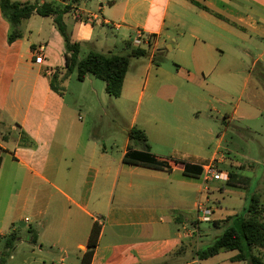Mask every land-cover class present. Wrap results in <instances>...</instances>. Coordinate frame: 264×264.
I'll return each instance as SVG.
<instances>
[{
  "label": "crops",
  "instance_id": "crops-1",
  "mask_svg": "<svg viewBox=\"0 0 264 264\" xmlns=\"http://www.w3.org/2000/svg\"><path fill=\"white\" fill-rule=\"evenodd\" d=\"M14 1L71 5L64 19L72 40L81 44L82 56L91 50L129 52L127 42L143 31L151 39L144 49L151 50L153 58L161 51L160 42L170 23L183 30L178 36L168 35L175 41L171 46L188 50L191 63L200 69V75L193 76L201 84L235 74L226 71L237 68L233 61L224 62L228 51L254 54L253 64L261 65L264 79V49L243 47L245 38H264V0ZM21 29L23 36L11 42V25L0 6V245L11 232L20 233L19 222H26L39 226L50 249L45 251L43 242L38 243L39 231L33 233L36 243L18 236L5 264H10L9 260L11 264H80L95 222L102 230L91 264L199 263L201 259L193 249L189 255L190 246L195 245L197 223L184 214L198 204L194 180L202 176L186 175L185 164L203 166L215 161L228 172L235 166L216 153L200 161L189 151L175 150L169 155L154 151L153 142L175 141L169 132L173 126L154 111L141 122L134 116L120 155L115 156L101 142L98 131L84 123L82 116L77 118L75 105L67 101L63 91L52 87L58 68V80L67 79V45L54 17L34 14ZM187 34L191 38L184 40ZM41 44L46 45V51L39 64L34 52ZM207 69L218 72L210 79ZM92 77L81 82L94 84ZM129 86L126 76L122 95ZM178 86L177 82L165 84L148 77L142 92L149 91L159 101L173 104ZM245 110L237 104L231 114H224V123L230 126L236 117H244ZM134 126L146 131L151 152L166 167L124 161L130 149H144L142 142L130 139ZM227 131L219 135L218 145L224 142ZM208 134L213 135V131ZM187 138L192 147L197 143L201 147L200 139H205ZM206 189L210 192L212 188ZM211 207L215 214L222 212L219 205ZM225 217L228 215H220L214 222ZM4 251L0 250V256Z\"/></svg>",
  "mask_w": 264,
  "mask_h": 264
},
{
  "label": "rangeland",
  "instance_id": "rangeland-1",
  "mask_svg": "<svg viewBox=\"0 0 264 264\" xmlns=\"http://www.w3.org/2000/svg\"><path fill=\"white\" fill-rule=\"evenodd\" d=\"M180 31L183 30H178L169 23L160 42L161 51L152 58V51L147 47L148 53L145 56L132 58L127 74L130 86L120 97L109 95L105 89V82L99 78L92 77L95 80L94 84L79 81L76 71L66 80L59 79L56 83L67 101L75 105L77 118L82 116L84 123L94 127L100 135L101 142L107 145L115 156L120 155L134 116L141 122L143 117L154 111L160 120L173 126L169 132L176 141L170 144L153 142L154 151L163 155H169L175 150L189 151L200 161L211 159L215 153L218 158L224 155L227 161L235 166L233 169L239 173V176L250 179L247 187L232 186L224 180H212L207 183L202 178L194 180L197 202H204L208 206L219 205L222 209V212L211 216L212 221H198L197 208L184 214L191 220L195 219L197 223L194 228L195 245L190 246L189 255H192L193 249L198 258L197 252L207 249L230 225V222H225L223 219L219 226H216L214 222L216 217L243 212L253 194H258L264 203V79L260 76L263 74L261 65L253 64L254 54L244 52L233 54L228 51L223 58L224 62L233 61L237 68L226 71L229 74L233 71L235 74L232 73L221 81L209 80L208 83L201 84L193 76L200 75V69L191 63L188 50L171 46L175 45V41L168 35L178 36ZM190 38L187 34L183 39ZM243 43L244 48L264 49V38L258 36L245 38ZM132 47L134 46L129 49ZM205 71L210 79L218 72L217 69ZM148 77L158 78L165 84L178 83V89L174 91L176 96L173 104L159 101L152 97L149 91L142 92L145 79ZM92 90L94 91L91 93ZM88 92L91 93L90 97L87 96ZM184 98L194 102L195 106L190 105V102ZM77 99L79 102L75 104ZM237 104L246 108L244 117H236L230 126H227L223 116L225 113L231 114ZM209 107L215 108L211 110ZM197 109H200V112H197ZM215 109H219L222 113ZM226 129H228L227 136L222 145H218L219 135ZM210 130L213 131V135L208 134ZM187 136L190 138L195 136L196 140L203 137L205 139H200L201 147H198V143L192 147L186 143ZM219 167L222 168L221 165ZM208 186L212 188L210 192L206 189ZM18 226L20 232L18 236L31 239L34 232H40L36 223L19 222ZM38 237V243L43 242L45 251L49 250V244L41 237V232ZM4 246L5 242L0 245V250L5 249ZM257 253L264 257V250H257ZM234 254L236 251L221 252L197 264H243L231 260ZM9 256L10 252L0 256V264L2 258L5 259V264ZM9 261L11 264L12 261Z\"/></svg>",
  "mask_w": 264,
  "mask_h": 264
},
{
  "label": "trees",
  "instance_id": "trees-1",
  "mask_svg": "<svg viewBox=\"0 0 264 264\" xmlns=\"http://www.w3.org/2000/svg\"><path fill=\"white\" fill-rule=\"evenodd\" d=\"M76 1V0H75ZM0 6L5 19L11 25L9 40L12 42L23 36L21 26L23 22L34 14L41 16H53L55 23L65 38L67 45L65 77L68 78L73 72H77L79 81H85L89 75H93L105 82L106 92L114 97H120L123 92L125 78L129 72L131 59L133 57L145 56L148 52L144 48L132 47L127 53L100 52L91 50L85 56L81 55V44L73 41L65 22V15L72 10L71 5L60 6L54 1H47L42 4L21 2L14 0H0ZM132 46V42H127ZM60 69L53 74L52 87L55 91L61 92L57 87ZM130 139L140 141L144 145L143 150L130 149L124 156L127 163H142L156 168L166 167V163L157 158L150 149L146 131L139 127H132L129 131ZM26 139L23 137L22 141ZM203 171L202 165L185 164V174L188 176L200 177ZM228 184L232 186L247 187L250 183L248 177H241L235 170H230ZM223 221L230 222V225L221 233L217 239L205 250L198 251L201 260L216 256L221 252L236 251L231 258L233 261L244 264H264V257L257 253V250H264V203L258 194H253L248 206L241 213L229 215ZM219 225V221H215ZM102 227L95 222L90 233L87 250L81 256L80 264H91L95 249L98 246ZM18 238V234L11 232L5 241L4 254H8ZM33 236L31 242L36 243ZM7 249V251H6ZM5 259L2 258L1 262Z\"/></svg>",
  "mask_w": 264,
  "mask_h": 264
},
{
  "label": "built area",
  "instance_id": "built-area-1",
  "mask_svg": "<svg viewBox=\"0 0 264 264\" xmlns=\"http://www.w3.org/2000/svg\"><path fill=\"white\" fill-rule=\"evenodd\" d=\"M88 19L92 22L95 21L94 16H89ZM150 37L146 36L143 31H138L133 37H132V44L134 47H140L144 48L145 45L150 44ZM46 51V45L41 44L38 46V48L34 52L35 56V62L37 63H42L44 60V54ZM203 171H202V178L205 183L212 181V180H224L228 181L229 179V172L222 170L218 164L215 161L205 163L203 166ZM197 211L199 213L198 215V221H212V215L214 214V210L211 206H208L204 202H198L197 206ZM97 221L101 222L102 218L100 216H97ZM57 264H64L63 262H59Z\"/></svg>",
  "mask_w": 264,
  "mask_h": 264
}]
</instances>
